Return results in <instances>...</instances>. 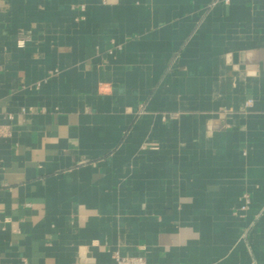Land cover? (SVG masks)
Wrapping results in <instances>:
<instances>
[{"label":"crops","instance_id":"crops-1","mask_svg":"<svg viewBox=\"0 0 264 264\" xmlns=\"http://www.w3.org/2000/svg\"><path fill=\"white\" fill-rule=\"evenodd\" d=\"M115 252L264 264V0H0V264Z\"/></svg>","mask_w":264,"mask_h":264},{"label":"built area","instance_id":"built-area-1","mask_svg":"<svg viewBox=\"0 0 264 264\" xmlns=\"http://www.w3.org/2000/svg\"><path fill=\"white\" fill-rule=\"evenodd\" d=\"M248 204L249 202L246 199L244 205L241 207V210H245ZM113 259V264H147L146 261L141 257H122L118 254V252L113 254Z\"/></svg>","mask_w":264,"mask_h":264}]
</instances>
